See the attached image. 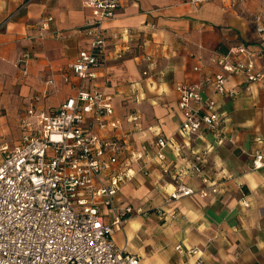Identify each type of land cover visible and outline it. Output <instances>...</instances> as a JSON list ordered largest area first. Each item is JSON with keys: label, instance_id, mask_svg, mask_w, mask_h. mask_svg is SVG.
Segmentation results:
<instances>
[{"label": "crops", "instance_id": "0c3cea01", "mask_svg": "<svg viewBox=\"0 0 264 264\" xmlns=\"http://www.w3.org/2000/svg\"><path fill=\"white\" fill-rule=\"evenodd\" d=\"M85 2L0 0V150L21 143V120L37 95L48 93L37 107L51 113L77 94L82 81L70 65L81 51L90 49L83 31L91 17ZM120 4L117 16L105 25L107 50L98 77L85 87L112 97V118L121 124L102 129L89 119L84 126L103 139L123 142L122 162L144 154L142 163L133 166L135 178L115 197L113 208L100 205L109 224L126 210L134 211L116 229V246L138 256L140 264H264V168H251L253 153L264 151V144L255 142L264 137L261 84L249 86L234 77L229 95L215 96L225 124L221 144L209 155L207 166L220 183L219 192L169 201L175 171L188 170L196 155L215 144L211 134L181 137L183 117L175 86L197 84L204 75L219 72L215 59L243 43L264 68L263 40L255 22L257 15H264V0L237 6L231 0L201 5L192 0H120ZM49 17L53 21L43 30ZM25 52L31 55L27 74L17 63ZM199 66L200 71H194ZM52 78L55 85L49 87ZM29 121L35 132V119ZM159 138L169 143L163 161L157 160ZM2 160L0 152V164ZM184 182L194 190L204 187L192 173ZM177 246L199 253L189 256Z\"/></svg>", "mask_w": 264, "mask_h": 264}, {"label": "built area", "instance_id": "2783aa9c", "mask_svg": "<svg viewBox=\"0 0 264 264\" xmlns=\"http://www.w3.org/2000/svg\"><path fill=\"white\" fill-rule=\"evenodd\" d=\"M85 1L91 17L83 31L90 49L81 51L70 65L72 74L82 81L77 94L51 113L37 107L48 93L37 95L21 120V143L0 150L3 157L0 164V264H140L139 257L120 250L113 237L133 209L121 213L109 224L105 223L100 205L113 208L115 197L135 178L133 166L142 163L144 154H133L122 162L126 149L123 142L103 139L84 128L89 119L95 120L102 129H115L121 124L119 119L112 118L115 114L112 97L104 90L85 87L86 82L98 77L107 50L105 25L117 16L121 4L120 0ZM211 1L192 0V3L201 5ZM244 1L231 0V4L237 6ZM52 21L49 17L41 28L49 29ZM255 22L263 40L260 55L264 56V15H257ZM30 59V53L25 52L17 62L24 74L28 73ZM215 65L219 72L204 75L199 83L175 86L183 117L179 128L181 137L193 139L211 134L215 144L196 155L195 163L188 170L175 171L176 185L170 202L196 194L207 197L220 190V183L210 175L207 166L209 155L221 144L225 124L215 96L229 95L228 84L234 77L245 80L249 86L261 84L264 91V68L259 65L258 55L245 43L219 55ZM194 71L199 72L200 66ZM47 84L54 86L55 80L52 78ZM208 93L211 95L206 97ZM108 118L112 121L107 122ZM30 119H35V132ZM255 142L264 144V137ZM168 146L166 140L158 139L157 160L165 159ZM180 150L176 148L178 153ZM251 159L253 170L264 168L263 150H256ZM143 169L145 165L140 172ZM190 173L201 178L204 184L201 191L185 184ZM100 198L99 204L96 200ZM176 249L189 256L199 253L181 246Z\"/></svg>", "mask_w": 264, "mask_h": 264}]
</instances>
